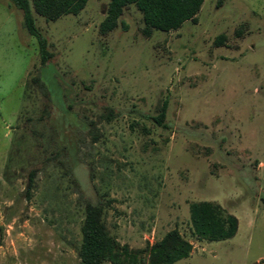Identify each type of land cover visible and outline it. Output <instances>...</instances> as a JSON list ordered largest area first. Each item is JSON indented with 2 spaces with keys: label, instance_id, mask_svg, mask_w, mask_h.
I'll list each match as a JSON object with an SVG mask.
<instances>
[{
  "label": "rangeland",
  "instance_id": "rangeland-1",
  "mask_svg": "<svg viewBox=\"0 0 264 264\" xmlns=\"http://www.w3.org/2000/svg\"><path fill=\"white\" fill-rule=\"evenodd\" d=\"M108 4L34 13L42 65L0 0V264H82L87 203L131 250L178 230L193 250L175 264H264V0H206L196 24L151 38L134 6L102 35ZM201 201L238 218L233 239L196 240Z\"/></svg>",
  "mask_w": 264,
  "mask_h": 264
},
{
  "label": "trees",
  "instance_id": "trees-1",
  "mask_svg": "<svg viewBox=\"0 0 264 264\" xmlns=\"http://www.w3.org/2000/svg\"><path fill=\"white\" fill-rule=\"evenodd\" d=\"M206 0H109L107 16L100 25L102 35L113 32L119 26L124 11L130 6L142 14L145 38L154 32L170 33L180 30L185 23L198 22V16ZM11 4L23 14V26L36 38L39 45L42 65L52 59L48 41L40 33L34 13L47 22H56L64 16H78L85 10L89 0H10ZM226 37L215 42L222 46ZM163 125L165 109L158 117L152 118ZM32 182V179H31ZM31 188V187H30ZM30 188L28 192H30ZM264 205V198L262 199ZM192 234L200 242H222L233 239L239 231L238 218L229 213L219 203L210 201L193 202L189 205ZM104 207L87 203L85 219L81 228L82 243L78 256L82 264H175L188 259L193 245L185 240L178 230H173L153 245L143 250H131L120 245L108 231L105 224Z\"/></svg>",
  "mask_w": 264,
  "mask_h": 264
}]
</instances>
